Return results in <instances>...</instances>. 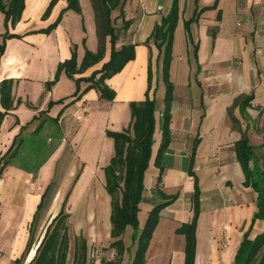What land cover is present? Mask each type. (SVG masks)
I'll use <instances>...</instances> for the list:
<instances>
[{
	"label": "crops",
	"instance_id": "1",
	"mask_svg": "<svg viewBox=\"0 0 264 264\" xmlns=\"http://www.w3.org/2000/svg\"><path fill=\"white\" fill-rule=\"evenodd\" d=\"M173 1L126 0L124 17L131 25L116 49L133 44L135 58L106 81L115 92L113 101L101 99L96 89L86 90L87 82L77 83L64 71L48 88L73 48L78 66L86 51H98L91 0H79L80 14L67 9V0H25L14 26L0 11V47L5 46L0 55V264L21 259L30 264L61 211L70 215L66 264H74L80 238L87 244L86 264L116 260L105 188V168L115 146L107 132L127 130L131 104L147 97L155 101L156 130L139 206L147 214L140 230L161 203L155 192L161 170L156 157L166 88L163 50L150 37ZM178 13L169 70L171 141L160 161V189L177 199L160 213L145 264H185L186 237L180 230L195 216L196 189L195 264H234L245 235L253 241L264 228L261 220L252 224L257 195L245 186L234 150L243 135L257 152L264 143V0H178ZM119 14V9L111 14L117 29L123 23ZM110 55L107 38L103 60L75 78L90 77ZM50 185L35 243L24 255L31 223ZM133 233L127 227L122 237L127 250L122 264L132 263ZM95 249L104 252L98 255Z\"/></svg>",
	"mask_w": 264,
	"mask_h": 264
},
{
	"label": "trees",
	"instance_id": "2",
	"mask_svg": "<svg viewBox=\"0 0 264 264\" xmlns=\"http://www.w3.org/2000/svg\"><path fill=\"white\" fill-rule=\"evenodd\" d=\"M95 12L97 37L99 48L97 53L86 51L84 59L80 66L77 64L76 49L73 48L70 60L59 65L57 76L50 85L58 80V75L64 71L68 77L74 79L77 83L85 81L89 84L86 89H96L100 93V98L107 101L115 99V92L106 84V81L114 75L120 73L124 67L135 58V45L126 44L120 50L116 49L117 41L122 33L126 32L130 21L124 17V5L126 0H91ZM25 0H0V11L5 15L6 23L10 22L12 26L21 19L24 10ZM67 9H71L80 14L81 9L79 0H67ZM51 7L48 8L49 13ZM119 9L118 18L123 20L122 27L117 29L115 21L111 14ZM200 13H196L194 19L198 20ZM179 20L178 0H174L171 10L167 16L162 19L160 25H157L150 39L163 50L162 57V75L165 84L166 93L164 104L165 108L161 117L160 131L162 141L157 153L156 163L160 166V175L155 192L162 199L161 203L156 205L148 214L146 223L142 230L139 229L138 214L140 203L144 191V177L149 167L152 147L154 144L155 126V101L147 97L143 102L131 104L132 124L122 132H107V136L113 139L115 146V155L110 164L105 168V179L108 195L111 198V238L110 248L116 252V260L111 262L101 261V264H122L126 253L123 244V235L127 227L134 230L132 242L136 245V251L131 264H145V255L149 247L153 232L159 221L161 211L169 204L176 201L177 196H167L161 189L162 172L161 159L167 152L171 141V107L173 102V85L170 81L169 70L172 61V41L177 23ZM14 36L7 35L6 39ZM107 38L110 39L111 55L103 67L94 71L90 77L76 79L75 76L85 73L89 68L95 66L103 60L105 55V44ZM5 46L0 47V55L3 54ZM75 97L80 98L79 92ZM252 100L248 98L247 102ZM3 114L0 113V123ZM238 162L243 168L245 175V186L254 190L257 195L255 213L252 224L256 220H261L264 224V143L259 151L249 144L246 135L234 146ZM197 186V184H196ZM50 185L42 198V202L34 215L30 226V236L25 250L26 255L35 243L37 235V225L42 211L46 206V200L52 190ZM200 193L196 189L193 196V205L195 216L191 223L182 227L180 232L186 237V260L185 264H195V228L198 216ZM70 215L61 211L47 228L43 239L38 245L36 255L30 264H66L69 251V232L68 220ZM23 255V257H24ZM87 263V244L84 239L77 241L74 264ZM22 264V259L17 262ZM234 264H264V228L263 232L251 241L248 239V233L239 248Z\"/></svg>",
	"mask_w": 264,
	"mask_h": 264
},
{
	"label": "rangeland",
	"instance_id": "3",
	"mask_svg": "<svg viewBox=\"0 0 264 264\" xmlns=\"http://www.w3.org/2000/svg\"><path fill=\"white\" fill-rule=\"evenodd\" d=\"M116 23V22H115ZM146 212H145V207L144 206H142L141 207V210H140V212H139V215H138V220H139V222L140 223H143V221H144V219L146 218ZM127 236H128V233L126 234V236H125V239H129V238H127ZM130 240V239H129ZM104 251L102 250V249H95V253L96 254H98V255H101V253H103Z\"/></svg>",
	"mask_w": 264,
	"mask_h": 264
}]
</instances>
